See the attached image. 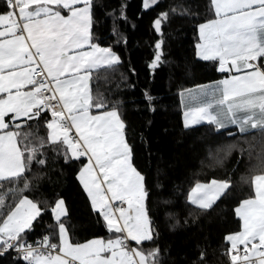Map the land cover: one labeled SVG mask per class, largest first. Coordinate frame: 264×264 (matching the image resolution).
<instances>
[{
  "label": "snow or ice",
  "instance_id": "snow-or-ice-1",
  "mask_svg": "<svg viewBox=\"0 0 264 264\" xmlns=\"http://www.w3.org/2000/svg\"><path fill=\"white\" fill-rule=\"evenodd\" d=\"M158 4L159 0H144L143 6ZM212 4L219 19L199 25L198 55L217 61L222 73L242 74L228 76L192 96L200 106L185 113V127L206 120L220 128L226 123L238 126L241 134L249 127L264 132V0H212ZM94 8L95 0H3L0 37L11 38L0 40V73L10 70L0 75V93L7 94L0 98V207L4 209L0 212V256L15 252L14 264L21 259L24 264H162L159 247H143L145 242L156 244L157 233L145 204L150 198L145 177L131 162L125 124L116 107L108 110L103 98L93 100L89 88L94 68H115L121 59L113 48L95 41L91 33ZM17 9L22 26L14 19ZM169 15L158 14L157 33H162ZM86 46L89 50L83 51ZM155 47L161 49V43ZM72 49L75 54L68 55ZM161 56L158 52L150 67H157ZM258 59V65L252 63ZM69 73L70 78L61 79ZM93 107L103 110L91 114ZM20 118H26L24 124L14 128L12 122ZM42 123L48 130L46 140L32 130ZM20 140L28 142L24 151L17 147ZM46 141L51 145L46 146ZM49 147L63 153L66 163H81L79 179L91 206L114 234L107 241L70 242L62 199L51 205L28 196L6 199L15 196L17 189L11 185L19 180L29 189V164L35 161L45 166ZM253 183L254 198L243 199L235 209L243 221L242 231L227 236L232 249L245 245L243 255L231 256V264H264V175H255ZM229 191V180L213 179L210 184L197 183L188 199L208 210ZM49 214L53 223L35 235L37 224ZM57 236L58 243L54 242ZM130 242L139 247H130Z\"/></svg>",
  "mask_w": 264,
  "mask_h": 264
},
{
  "label": "trees",
  "instance_id": "trees-1",
  "mask_svg": "<svg viewBox=\"0 0 264 264\" xmlns=\"http://www.w3.org/2000/svg\"><path fill=\"white\" fill-rule=\"evenodd\" d=\"M143 5L144 0H95L91 33L121 59L115 68L91 73L93 100L103 98L109 109L116 107L125 124L133 166L145 177L150 194L145 204L157 240L143 247H159L162 264H230L227 236L241 230L235 209L243 199L254 198L253 178L264 174V132L241 134L212 124L185 127L180 93L227 76L216 61H203L196 55L199 25L216 17L212 0H159L158 6L148 9ZM161 12L170 15L162 33H157L154 21ZM158 52L161 61L152 68ZM32 130L46 140V124L33 125ZM26 143L20 140L17 147L24 151ZM81 168L80 162L66 163L63 153L49 147L45 166L35 161L29 164V189L19 180L11 185L17 189L15 196L6 199L28 196L45 205L62 199L70 242L109 239L114 234L93 210L79 179ZM213 179L229 180L231 191L208 210L193 206L188 199L192 189ZM53 221L51 214L45 215L35 235ZM58 241L57 236L54 242ZM14 256L11 251L0 256V264H14Z\"/></svg>",
  "mask_w": 264,
  "mask_h": 264
},
{
  "label": "crops",
  "instance_id": "crops-1",
  "mask_svg": "<svg viewBox=\"0 0 264 264\" xmlns=\"http://www.w3.org/2000/svg\"><path fill=\"white\" fill-rule=\"evenodd\" d=\"M214 7V6H213ZM18 12L19 10L17 9V14L16 16H14V19H17V22L21 24L22 26V21H20L19 19V15H18ZM214 12H215V8H214ZM216 15V13H215ZM215 19H219V17H215ZM206 23V22H205ZM0 30H3L2 27H0ZM92 30V29H91ZM17 34L19 35L20 33L17 32ZM25 37L27 36V33H24ZM198 36H199V42L197 44V46L201 43L200 41V35H199V28H198ZM11 37H0V40H5V39H10ZM26 44H28L29 46L31 45V41L29 40H26L25 41ZM89 50L87 48V46L85 47V49H83V51H87ZM31 51H35L34 49H31ZM75 49H72V50H69L68 51V55H74L75 54ZM199 53V48L197 47L196 48V55L198 57V59L200 60H203L205 61L202 57H200L198 55ZM34 60H36V58L34 57ZM217 62V61H216ZM218 63V62H217ZM253 64H259L260 61L259 59L257 61H254L252 62ZM33 67H35V64L32 65ZM102 68H106V67H102ZM102 68H94L90 73H89V88L91 89V73L93 71H96V70H99V69H102ZM218 69H219V65H218ZM19 69H16V71H18ZM10 70H8L7 68L5 69L4 72L0 73V75H8ZM223 73H227V76L222 78V79H225L227 78L228 76H231V75H241L242 73H237L235 70H232V71H227V72H223ZM83 73H81L82 75ZM72 75V73H69V74H66L64 77H61V79H67V78H70V76ZM220 79V80H222ZM220 80H217V81H213V82H210V83H206V84H202V85H198V86H195V87H192V88H189L187 90H184L180 93V101H181V106H182V110H183V121H184V125H185V113H187L190 109H194L198 106H200V101L199 100H193L192 99V96L194 95H197L199 93V91L201 90V88L203 87H210L212 86L213 84H215L216 82L220 81ZM24 91H27L28 88L25 87L23 89ZM15 92V90H13V93ZM7 97V94L6 93H0V98H6ZM103 109H96L95 107L91 108L90 109V113L91 114H99L100 111H102ZM108 110H111V109H108ZM119 114V112H118ZM11 115V114H9ZM26 118H20L18 121H14L12 122L13 123V127L15 128V125L16 124H24ZM203 124H209L206 120H202L199 124H189V126L187 128H191V127H196V126H199V125H203ZM213 125V124H212ZM217 129L219 130H228V129H234L236 131H238V126H232V125H228L227 123L225 124V126L223 128H220L218 125H214ZM257 130H260V129H251L250 127L248 128V130L245 132V133H250V132H253V131H257ZM0 134H2V130H0ZM71 134V133H70ZM73 134H74V130H73ZM244 134V133H243ZM124 137H125V140H126V136H125V133H124ZM127 142V141H126ZM71 154V153H70ZM85 159L87 160V158L85 157ZM132 162V160H131ZM97 174H99V169L96 170ZM259 175H264V174H259ZM100 180L103 181V177L102 175H100ZM254 180V178H253ZM211 182H208V183H200V184H210ZM82 184V183H81ZM83 186V185H82ZM102 189L105 191V193L107 192V183L106 182H103L102 183ZM253 189H254V193H255V187H254V183H253ZM191 193V192H190ZM110 195V194H109ZM91 201V200H90ZM117 202V201H116ZM114 202V203H116ZM191 203V202H190ZM193 205V204H192ZM195 207H198L197 205H193ZM126 207V205H125ZM199 208V207H198ZM241 220V219H240ZM242 224H243V221L241 220V230L242 231ZM98 239H101L103 241H107L108 239H102V238H98ZM70 241V240H69ZM228 241V240H227ZM59 242V241H58ZM229 244H230V248H231V242L228 241ZM252 243H256L258 244V241H253ZM133 244H135V242H130V247L132 248H137V247H134ZM249 249L251 248V244H249L247 246ZM231 251H239L242 255L244 254V251H245V245H238L237 249H232L231 248ZM102 255H105V254H102ZM231 258V257H230Z\"/></svg>",
  "mask_w": 264,
  "mask_h": 264
},
{
  "label": "built area",
  "instance_id": "built-area-1",
  "mask_svg": "<svg viewBox=\"0 0 264 264\" xmlns=\"http://www.w3.org/2000/svg\"><path fill=\"white\" fill-rule=\"evenodd\" d=\"M35 58H36V60L39 59L38 56H36ZM35 67H42V65H35ZM49 116H50V113H49ZM21 125H22V124H21ZM70 135H72V134H70ZM116 204H119V202L117 201ZM14 253H15V252H14ZM228 254H229L230 257H231L232 255H234V254L242 255L239 251H229ZM230 264H231V263H230Z\"/></svg>",
  "mask_w": 264,
  "mask_h": 264
},
{
  "label": "rangeland",
  "instance_id": "rangeland-1",
  "mask_svg": "<svg viewBox=\"0 0 264 264\" xmlns=\"http://www.w3.org/2000/svg\"><path fill=\"white\" fill-rule=\"evenodd\" d=\"M159 51H160V49H159ZM71 134H73V133H71ZM64 207H65V205H64ZM230 251H231V249H230Z\"/></svg>",
  "mask_w": 264,
  "mask_h": 264
}]
</instances>
